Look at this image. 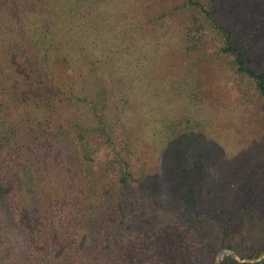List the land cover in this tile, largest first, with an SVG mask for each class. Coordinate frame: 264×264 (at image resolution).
I'll use <instances>...</instances> for the list:
<instances>
[{"label":"trees","instance_id":"16d2710c","mask_svg":"<svg viewBox=\"0 0 264 264\" xmlns=\"http://www.w3.org/2000/svg\"><path fill=\"white\" fill-rule=\"evenodd\" d=\"M244 3L0 0V264H264V154L213 155L222 77L264 137V51L222 23Z\"/></svg>","mask_w":264,"mask_h":264},{"label":"rangeland","instance_id":"374dc122","mask_svg":"<svg viewBox=\"0 0 264 264\" xmlns=\"http://www.w3.org/2000/svg\"><path fill=\"white\" fill-rule=\"evenodd\" d=\"M165 1L170 7L182 2V0ZM2 19L3 17H0V23H2ZM185 19L186 15L180 14L175 19H166L165 25H170V27L168 26L167 28H180V23L182 22L181 24H183ZM222 23L225 24L227 28L234 31L238 37L247 36L249 41L247 42L246 47H254V50L252 51L253 54L258 55L259 51H264V0H245L243 7L234 11L230 15H226L223 18ZM8 30L13 31V28H0V32H3L4 42L9 40V36L7 37V34L9 33ZM255 48L257 49L255 50ZM1 49L2 47L0 48V55L3 50ZM162 55L165 56L163 50L159 51V53L152 52L154 58L160 59L157 63L161 62L162 58L166 59V57H161ZM157 63L156 66L158 65ZM166 75H169V71H163L162 67L161 69H156V73L151 76V80L156 82L157 78ZM158 81L160 83L162 82V80ZM220 83L224 88L218 90L219 92L216 91L218 99L216 102L218 103L215 106L217 110L213 112V115L215 116V124L218 129L214 132V135L216 136L214 142L217 141V143L214 144L213 155L214 158H217L219 164H224V167L220 170L222 175L227 176L230 173L239 174L240 168L243 176H249L254 172V169L244 167V165L254 159L255 152H257V154H264V151H262L264 148V137L253 122L249 123L243 119V111L240 112L239 110L234 109L236 108L234 105H239V100L236 89L230 88L234 86L233 81L229 78L222 77ZM249 109L250 111L247 112V115L255 119L260 118L259 107L255 105L254 102L249 105ZM157 112H159V110H156V112L153 111L152 113L155 114ZM224 114L228 115V119L225 118L224 120V117H222ZM222 120H224L225 123H222ZM153 154V149H151L150 152H146L144 157H142L143 162L146 163L147 166H150V164L153 163ZM234 161L239 163V165L234 166L233 168L230 164L234 163ZM248 182L249 180L247 179L240 182V180H237L236 177H234L230 179L229 188L247 193L251 190ZM102 211L103 209L101 208V212ZM223 253L229 254L231 252L225 250ZM223 253L219 254V259Z\"/></svg>","mask_w":264,"mask_h":264}]
</instances>
